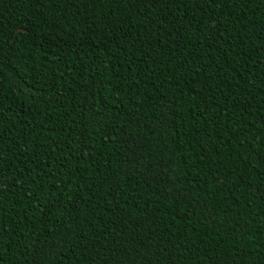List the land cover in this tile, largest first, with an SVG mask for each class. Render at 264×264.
I'll return each instance as SVG.
<instances>
[{
  "label": "trees",
  "instance_id": "obj_1",
  "mask_svg": "<svg viewBox=\"0 0 264 264\" xmlns=\"http://www.w3.org/2000/svg\"><path fill=\"white\" fill-rule=\"evenodd\" d=\"M0 264H264V0H0Z\"/></svg>",
  "mask_w": 264,
  "mask_h": 264
},
{
  "label": "water",
  "instance_id": "obj_2",
  "mask_svg": "<svg viewBox=\"0 0 264 264\" xmlns=\"http://www.w3.org/2000/svg\"><path fill=\"white\" fill-rule=\"evenodd\" d=\"M18 31H21V30H18Z\"/></svg>",
  "mask_w": 264,
  "mask_h": 264
}]
</instances>
